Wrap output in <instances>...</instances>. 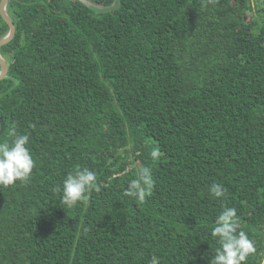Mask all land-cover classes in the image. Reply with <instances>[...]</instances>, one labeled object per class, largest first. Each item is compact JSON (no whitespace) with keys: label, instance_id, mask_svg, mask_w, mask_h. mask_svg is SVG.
Instances as JSON below:
<instances>
[{"label":"trees","instance_id":"obj_1","mask_svg":"<svg viewBox=\"0 0 264 264\" xmlns=\"http://www.w3.org/2000/svg\"><path fill=\"white\" fill-rule=\"evenodd\" d=\"M7 12L0 140L28 135L35 167L0 186V264H209L224 207L256 248L244 264H264V0H121L106 13L9 0ZM9 29L0 13V40ZM78 166L101 191L64 208L56 189ZM143 166L154 188L140 202L124 191Z\"/></svg>","mask_w":264,"mask_h":264},{"label":"clouds","instance_id":"obj_2","mask_svg":"<svg viewBox=\"0 0 264 264\" xmlns=\"http://www.w3.org/2000/svg\"><path fill=\"white\" fill-rule=\"evenodd\" d=\"M71 1H81L88 7L90 4L103 7L93 4L90 0ZM9 135L13 136L11 140H0V186L4 187L14 185L17 181L28 182L35 167V161L28 147L30 137L24 134H14V131ZM161 155L158 147L152 149L153 160ZM153 188L152 168L143 166L138 170L137 178L128 183L124 195L144 202ZM56 191L62 193L60 202L64 208H72L78 202L87 200L89 192H100L101 187L94 171L78 166L74 171L66 174L62 186ZM209 192L212 196L221 198L225 195L226 189L220 184H213ZM239 219L237 210L233 207H224L216 217L215 226L211 229V236L219 247L211 256L209 264H244L249 255L256 253L254 243L246 232L238 231ZM150 264H160L159 258L153 255Z\"/></svg>","mask_w":264,"mask_h":264},{"label":"water","instance_id":"obj_3","mask_svg":"<svg viewBox=\"0 0 264 264\" xmlns=\"http://www.w3.org/2000/svg\"><path fill=\"white\" fill-rule=\"evenodd\" d=\"M8 2L9 0H1L0 2L1 16L10 28L8 34L0 40V52H1V48L4 45L12 41L16 33L15 25L13 24V21L7 12ZM120 4H121V0H115L113 4L109 7H98V6L91 5V4L89 5V7L95 12L106 13V12L116 10L120 6ZM8 71H9L8 63L6 62V60L2 57L0 53V81L6 78ZM4 130H5V124L3 120L0 119V135L4 132Z\"/></svg>","mask_w":264,"mask_h":264}]
</instances>
